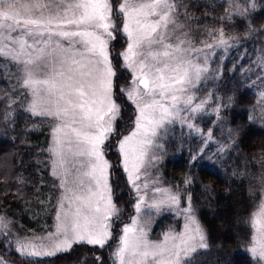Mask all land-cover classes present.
<instances>
[{
  "label": "snow or ice",
  "instance_id": "obj_1",
  "mask_svg": "<svg viewBox=\"0 0 264 264\" xmlns=\"http://www.w3.org/2000/svg\"><path fill=\"white\" fill-rule=\"evenodd\" d=\"M253 8L254 0H233L221 19L244 17ZM184 9L180 0H0V69L10 70L4 77L9 100L19 107L15 97H22L24 111L51 125L50 175L60 193L47 236L11 241L20 255L50 257L74 244H115L114 264H193V255L208 247L191 197L159 186L150 171L159 159L157 140L170 126L179 123L202 134L191 118L206 111L210 94L201 98L196 92L210 71L212 50L229 46L223 29L209 30L215 43H194ZM117 32L126 42L116 57L129 74L123 86L110 51ZM121 99L134 114L115 146L133 200L130 220L114 239L113 224L122 215L113 200L105 146L110 150L108 142L118 133ZM10 116L11 105L4 118ZM259 183L260 202L248 220L253 230L248 250L264 264V175ZM165 210L183 217L182 230L150 239L145 216ZM8 224L0 217V230L11 236Z\"/></svg>",
  "mask_w": 264,
  "mask_h": 264
},
{
  "label": "trees",
  "instance_id": "obj_2",
  "mask_svg": "<svg viewBox=\"0 0 264 264\" xmlns=\"http://www.w3.org/2000/svg\"><path fill=\"white\" fill-rule=\"evenodd\" d=\"M180 2L191 16L187 24L194 43H215L209 30L223 29L229 46L213 56L197 91L201 98L210 94L211 105L219 111L197 116L195 125L202 134L182 125L169 129L159 176L182 197H191L205 230L208 247L193 256V264H257L248 250L253 231L248 220L260 202L259 178L264 175V0H254L255 8L246 16L230 20L221 18L233 0ZM9 71L0 69V216L23 236L43 237L53 229L60 195L50 175L51 125L24 111L22 97H15L19 107L11 104L4 78ZM10 105L11 116L5 119ZM181 227L180 218L164 213L152 235L159 239ZM6 246L0 237L2 255L11 264L79 261L77 255L24 259L7 253Z\"/></svg>",
  "mask_w": 264,
  "mask_h": 264
},
{
  "label": "rangeland",
  "instance_id": "obj_3",
  "mask_svg": "<svg viewBox=\"0 0 264 264\" xmlns=\"http://www.w3.org/2000/svg\"><path fill=\"white\" fill-rule=\"evenodd\" d=\"M113 19L116 21L117 24H119V19L114 15ZM125 39L123 36L117 32L115 33V39L110 42V51L113 56V66L117 69V82L123 86L129 79V74L124 71L121 68V63L122 61L117 60L116 57L119 56V54L124 50L125 46ZM224 49L223 47H216L212 50L214 54H212L209 58V65L211 64V60L213 56L216 54L217 51ZM203 81V80H202ZM201 81V83H202ZM200 83V84H201ZM197 97L198 93L196 92ZM121 115L120 118L117 119L115 127L118 129V133L116 134L115 138L110 140L108 143H111L113 146L109 150L107 148V144L105 146V156L109 160L110 164L112 165L111 169V182H112V189H113V200L116 203L117 207L121 209V215H122V221L114 223L113 224V238L115 239L119 234H120V229L124 226V224L128 223L130 220V217L132 215V205L131 201L133 200V196L130 193V187L126 183V177L125 174L123 173L122 168L120 167L121 164V156L118 153V148L115 146L117 143V140L119 139V136L121 134H127V132L130 130V124H131V117L133 116V107L132 105L121 99ZM210 108V109H209ZM209 111L207 113H213L214 112V107L211 105V102L209 100V103L207 105L206 111ZM203 114V113H201ZM200 115V114H198ZM197 115V116H198ZM191 118V122L195 125V119L197 118ZM176 125H181L179 123H176L172 126H170L166 131L162 132L157 140V144L159 145L158 148H156L154 151L156 152L157 156L159 159L156 161V165L154 168H151L150 171L153 173V175L158 178L161 183L159 186L165 187V188H170L164 181L163 179L159 176V170L161 168V163L164 158V144H165V139L166 135L169 131V129L173 126ZM186 126L187 125H182ZM196 127V125H195ZM194 129V128H191ZM192 205V203H191ZM183 200L181 202V207H183ZM193 208V206H192ZM194 209V208H193ZM195 211V210H194ZM173 214L176 217L180 218L182 227H183V217L176 215L174 211H163L160 214H153L150 217L145 216L144 223L146 224L147 231L149 233V238L153 240H157L158 238L153 237V230L156 224L157 219L163 215V214ZM56 215V214H55ZM196 215V213H195ZM1 217V216H0ZM197 218V217H196ZM198 220V219H197ZM54 223H55V218H54ZM54 227V226H53ZM181 227V230H182ZM8 228L11 229L12 235H8V230H0V237L5 241L7 244L6 251L7 253H15L19 255L21 258L24 259H33V260H40V261H47V260H53L55 258H60L66 255H77L78 257V262L74 264H114L113 262V256L112 253L116 247L115 244H112V241L109 243L112 244V247L109 248L107 245L104 248H99L98 246H92V245H87V244H74L72 248L67 251V252H59L54 256H42V257H26L20 255L16 250L14 243L11 241H14L16 236H21L23 237L22 234L17 232L15 229L11 227L10 224H8ZM53 230V229H52ZM206 234V233H205ZM47 236V235H45ZM43 236V237H45ZM207 237V236H206ZM1 248V247H0ZM204 249H201L199 251H202ZM198 251V252H199ZM197 252V253H198ZM196 254V253H195ZM194 254V255H195ZM193 255V256H194ZM0 258L5 262V264H11L10 262H6L4 259L1 249H0ZM193 258V257H192Z\"/></svg>",
  "mask_w": 264,
  "mask_h": 264
}]
</instances>
